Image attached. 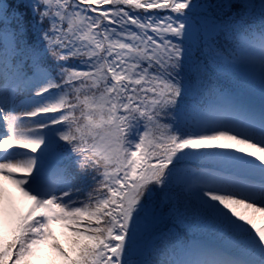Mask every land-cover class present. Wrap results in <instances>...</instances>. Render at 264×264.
<instances>
[{"label": "snow or ice", "instance_id": "1", "mask_svg": "<svg viewBox=\"0 0 264 264\" xmlns=\"http://www.w3.org/2000/svg\"><path fill=\"white\" fill-rule=\"evenodd\" d=\"M0 264H264V0H0Z\"/></svg>", "mask_w": 264, "mask_h": 264}]
</instances>
